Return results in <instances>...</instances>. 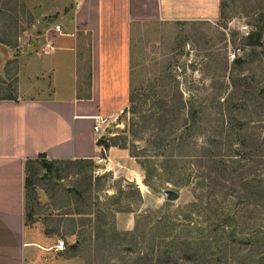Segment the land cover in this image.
Instances as JSON below:
<instances>
[{
  "label": "rangeland",
  "instance_id": "rangeland-1",
  "mask_svg": "<svg viewBox=\"0 0 264 264\" xmlns=\"http://www.w3.org/2000/svg\"><path fill=\"white\" fill-rule=\"evenodd\" d=\"M46 19L24 0H0V97L15 92L23 70V65H17L21 46L15 44L22 39H33L38 30L35 24ZM263 20L264 0H226L220 17L215 20L175 21L140 29L131 65L133 101L110 121L102 136L114 146L129 150L141 177L137 181L132 176L126 177L123 166L110 165L105 151L96 160L57 161L50 171L44 167L43 156L38 155L28 162L26 169L27 220L31 224L42 223L47 233L55 234L58 240L64 239L68 251L80 255L85 264H157V249L164 247L166 241L195 237L202 229L205 235L217 237L211 247L215 251L213 259L223 256V243H231V238L236 237L244 242L229 246L224 264H264L261 259L264 257V192L261 188H257L261 196L241 192L240 197H234L222 193L220 187L212 193L206 179L193 174L198 169L206 171L203 159L193 154L198 143L207 145L210 132L202 133L197 142L183 147L177 142L160 146L157 128L163 123L157 124L152 117V112L163 114L165 109L157 106V101L165 99L173 103L178 87L186 98L195 93L209 106L212 87L224 84V75L234 65L230 55L240 49L237 57L251 59L252 48L245 44L244 38ZM10 49L13 57L2 65ZM256 49L261 56L250 61L241 74L264 67V47ZM197 87L202 90L201 94ZM214 110L208 108L202 113L205 119L202 126L208 130L213 125L209 119L215 115ZM183 123L181 119L164 124L168 128L164 134L169 133V140L182 131ZM255 125L251 122V126ZM258 143L260 148L256 152L260 149L263 155L257 162L245 159L248 152L227 157L230 152L226 146L220 158L232 165L231 170L239 164L247 165L252 179H262L264 187V143ZM141 162L149 172H145ZM219 180L225 179L221 176ZM226 183L229 184L227 180ZM163 187L179 191L180 197L167 199ZM252 198L259 204H250ZM211 206L219 208L216 219H224L225 228L219 221L213 223ZM125 209L128 211H119ZM105 210H108L106 216L102 214ZM117 212H135V227L118 230ZM175 257L178 263L170 264H183L179 253Z\"/></svg>",
  "mask_w": 264,
  "mask_h": 264
},
{
  "label": "crops",
  "instance_id": "crops-1",
  "mask_svg": "<svg viewBox=\"0 0 264 264\" xmlns=\"http://www.w3.org/2000/svg\"><path fill=\"white\" fill-rule=\"evenodd\" d=\"M222 1L24 0L50 21L38 20L35 37L19 41L23 70L15 98L0 99V264H85L66 246L59 248L60 239L42 223L27 220V161L41 154L96 160L105 151L111 166H123L137 181L141 175L128 149L99 145L104 130L95 131V118L113 120L128 106L140 29L215 20ZM7 51L2 65L13 57ZM135 224V212L115 214L118 230Z\"/></svg>",
  "mask_w": 264,
  "mask_h": 264
},
{
  "label": "trees",
  "instance_id": "trees-1",
  "mask_svg": "<svg viewBox=\"0 0 264 264\" xmlns=\"http://www.w3.org/2000/svg\"><path fill=\"white\" fill-rule=\"evenodd\" d=\"M225 3L226 0H223L222 7H224ZM244 39L245 44L252 48L250 53L251 59L248 60L245 57H237L236 55L230 73L224 75L225 81L224 84H221L222 87L221 85L217 88H215V86L212 87L213 91L209 94L211 95L209 98V106L205 105L204 99H198V95L196 96L195 93H193L190 98H186L184 91L178 87L176 98L173 99V103H170L165 99L157 101V106L165 108L163 114H157V111L152 112V117L157 120V124L163 123L160 128H157V138H159L158 143H160V146L163 144L167 146L169 143L177 142L183 147L186 143H193L195 140L197 142V137L202 133L204 134L206 131L210 132L207 137V145L198 143L200 147L195 145V154H193L194 157L203 159V162L206 163L204 165L206 171L198 169L193 172V174H197V178L204 177L207 181V186L211 188L212 193L214 192V189L216 190V188L220 187L223 191L222 193L225 192L226 194L234 195V197H240L242 194L241 192H251L250 194L252 196H261L257 188H261V191L264 192V187L261 184L262 179H252L253 175L251 171L249 172V168L247 169V165L239 164L235 170H231L229 167L232 165L229 162V164L225 163L227 161L220 158L224 156L222 151L225 149V146L227 151L230 152L229 156L225 154L227 157H233V155L238 156L242 153L248 152L245 159H251L257 162L256 159L262 158L263 155V152L260 149L257 152L256 150L260 148L258 142L261 143L262 141L264 143V67L259 68V70H253L249 74H241L240 71L247 69L250 61H255L261 56L256 48L264 47V20L261 25H257V27L246 35ZM17 44L18 43L15 45ZM197 91L201 94L202 90L197 87ZM14 98L15 92L11 95L0 97V99ZM131 101H133L132 96H130V102ZM208 108L215 109V115L211 116L209 119V121L213 122V125L209 130L202 126L205 121L202 113ZM165 116L166 120L164 119ZM181 119L184 120L182 131L179 134L173 135L169 140L167 138L169 133L164 134L166 130L168 131V128L164 127V124L169 122L173 123ZM251 122H255L257 125L251 126ZM255 127L260 131L258 134L255 133V131H257L254 130ZM237 140H239L238 143H235ZM98 143L105 148L115 145L109 143L103 136L98 140ZM198 148L201 151H199ZM231 152H234V154ZM39 156H43L44 167L48 171L52 170L55 162L64 161L49 160L43 154ZM30 160L31 159L27 161V164ZM202 163L200 165H202ZM141 165L146 173L149 172V169L143 162H141ZM235 172H237V174L233 176ZM214 173H219V178L222 176L225 180L220 181ZM226 180L229 184L226 183ZM197 182L199 185L201 184V181ZM256 184H259L260 186L255 187ZM27 186L28 179L26 177V187ZM252 187L255 188L251 190ZM249 203L255 205L259 204L256 198L250 199ZM209 208L212 216L215 217L213 223L215 224L219 221L223 228H225L224 219H221V221L216 219V216L219 215V208H215L214 206ZM119 211L128 210L125 209ZM107 213L108 210H105L102 214L106 216ZM191 214L192 212L190 215ZM216 227H219V225ZM216 240V236L212 237L210 235H205L202 229L195 237L177 238L172 242L166 241L164 247H159L157 249V264L178 263L179 259L175 257L177 253H179V258L183 264H224L228 257L229 246L235 242H244L236 239V237H232L230 240L231 243L225 241L222 245L224 246L222 251L223 256L213 259L212 255L215 251H213L211 247H213ZM248 242L246 243V247L247 244H249ZM234 249L233 245V253L235 251ZM261 259L264 261V257Z\"/></svg>",
  "mask_w": 264,
  "mask_h": 264
},
{
  "label": "built area",
  "instance_id": "built-area-1",
  "mask_svg": "<svg viewBox=\"0 0 264 264\" xmlns=\"http://www.w3.org/2000/svg\"><path fill=\"white\" fill-rule=\"evenodd\" d=\"M56 29L58 31H60L61 30V25L60 24L56 25ZM239 50L240 49H238V51ZM238 51H234L230 55V59L231 60L235 59ZM95 120H96V123H95L94 129H95L96 132H102L103 130H105L106 126H108V124H110V121H111V119L109 117H107V116H99V117H96ZM57 246L59 248H61V249L65 248V246H66L65 240L64 239H60L58 244H57Z\"/></svg>",
  "mask_w": 264,
  "mask_h": 264
},
{
  "label": "water",
  "instance_id": "water-1",
  "mask_svg": "<svg viewBox=\"0 0 264 264\" xmlns=\"http://www.w3.org/2000/svg\"><path fill=\"white\" fill-rule=\"evenodd\" d=\"M163 192L165 193L167 199L176 200L180 197L179 191L171 188L163 187Z\"/></svg>",
  "mask_w": 264,
  "mask_h": 264
}]
</instances>
